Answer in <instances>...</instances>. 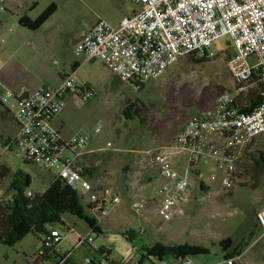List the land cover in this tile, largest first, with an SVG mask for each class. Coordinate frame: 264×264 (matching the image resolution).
I'll return each instance as SVG.
<instances>
[{
    "label": "built area",
    "instance_id": "built-area-1",
    "mask_svg": "<svg viewBox=\"0 0 264 264\" xmlns=\"http://www.w3.org/2000/svg\"><path fill=\"white\" fill-rule=\"evenodd\" d=\"M131 1L140 6L138 11L122 16L115 25L100 18L83 34L74 53L101 61L121 81L140 89L161 77L182 57L192 53L216 57L214 42L229 35L233 53L227 67L237 83V95L247 92L258 80L264 83V0ZM70 94L86 104L96 90L87 82L78 83L72 75L64 77L57 87L42 86L25 96L6 89L0 100L14 107L19 130L3 147L26 162L56 169V176L64 178L83 199L87 198L84 205L96 219V226H101L122 199L113 187L94 185L77 164L78 157L87 151L91 136L99 134L101 127L91 134L77 132L64 137L53 124ZM237 95L222 93L214 107L191 115L171 143L151 153L153 165L165 179L154 211L164 221L187 212L193 190L191 169L200 162L213 163L224 172L223 185L231 188L241 151L253 145L258 135L264 136V98L258 106L243 112L235 106ZM181 157L187 158L185 173L175 168ZM3 165L0 154V167ZM16 193L0 190V203H12ZM26 195L33 197L35 193L26 191ZM147 203L145 199H134L131 207L143 214ZM256 217L264 232V206L257 210ZM158 229L162 231L163 226ZM128 232L141 236L146 227L130 228ZM95 233L94 226L83 234L66 221L46 228L41 246L28 260L31 264H69L76 250L87 248L90 252L82 264H122L113 256L112 245L96 243ZM71 234L76 240L71 249L65 250L63 245ZM180 262L197 264L190 255L181 256ZM222 264L248 263L239 255L225 258Z\"/></svg>",
    "mask_w": 264,
    "mask_h": 264
},
{
    "label": "rangeland",
    "instance_id": "rangeland-1",
    "mask_svg": "<svg viewBox=\"0 0 264 264\" xmlns=\"http://www.w3.org/2000/svg\"><path fill=\"white\" fill-rule=\"evenodd\" d=\"M25 1L35 3L33 15L41 14L52 2L59 6L57 15L52 19V22L57 21L56 26L42 28L32 34V53L35 55L41 52L48 56L47 63L54 68L57 66L55 60H60L61 57L55 51L53 43L62 38L66 31L83 28L84 18L93 19L100 14L113 20L117 14L133 7L131 0H0V10L10 16L7 6L15 9L18 2ZM12 27L9 23L3 28L0 26V47L4 44L3 38L12 36L13 31V35L16 33V28ZM44 33L49 39L45 47L44 40L38 41ZM230 41V36L225 35L214 42L212 50L216 57L209 60L201 62L190 56L182 57L161 77L149 81L140 89L129 82L121 81L112 70L96 61L93 75L96 80L107 83V88L100 86L98 95L88 105H82L79 101L76 103V127L86 134H91L98 126L101 127L95 143L107 147L111 152L118 150L123 155L140 156L148 151L151 156V153L158 152L169 143L185 121L198 113V110L214 107L222 93L237 95V83L227 67V60L233 53ZM135 102L133 109L138 108L140 115L128 109ZM1 133L4 131L0 123ZM108 142L111 145H107ZM6 158L11 173L0 181L2 190L15 177L22 175L29 180L27 191L41 193L47 188L53 175L58 174L56 169H45L39 164L25 162L9 153ZM178 169L181 170L179 167ZM201 179L214 186L215 194L212 192L208 195L205 191L201 195L206 197L203 196L200 200L199 195L191 200L183 217L171 221L156 217L154 222H150L136 212L130 206L131 203H126L112 212L110 221L102 222V232L94 234L96 243L112 245L113 256L123 264H181L174 254L164 256L162 262L156 256L142 259L136 252L132 255L135 251L134 245L125 232L130 228L137 230L141 226L146 227V232L139 237L149 246L160 242L205 246L207 252L194 255V259L200 264H219L226 255L251 245L252 234L258 236L260 229L256 212L264 204V136L258 135L253 145L241 151L232 193L229 191L220 195L217 193V181L204 174ZM231 188L225 187L227 190ZM115 189H119V186ZM86 201L87 198L83 203ZM65 218L76 222L80 232L90 230L88 223L78 216L67 213ZM160 225L163 226L162 231L158 229ZM69 240L74 243L76 237L71 236ZM260 242L264 245V238ZM35 246L40 247L41 241L33 230L13 244L0 242V264H31L28 257ZM262 262L260 261L264 264L263 260Z\"/></svg>",
    "mask_w": 264,
    "mask_h": 264
},
{
    "label": "crops",
    "instance_id": "crops-1",
    "mask_svg": "<svg viewBox=\"0 0 264 264\" xmlns=\"http://www.w3.org/2000/svg\"><path fill=\"white\" fill-rule=\"evenodd\" d=\"M13 1L16 2V0ZM131 2L133 3V7H131V9L126 12L117 14L116 16H114L113 20H111L106 16H102L100 14L95 13L97 15L93 19H87V18L83 19V24H82L83 28L77 31L68 30L66 31V33L62 38L56 39L53 44L55 46V51L58 52L61 59L55 60V63L57 64L55 68L51 67L47 63L46 58L48 56L42 55L41 52H38L34 55L31 51V48L34 44L32 40V36H33L32 34L35 33L33 32H37L42 28L46 29L52 26H56L55 24L57 21L52 22V19L57 15L59 11V6H58V10L37 30H31L29 28L22 26L19 23V18L23 14L29 15L33 19L37 18L40 15V14L39 15L32 14L33 11L35 10V3L33 2L31 3L28 1L21 3L18 2L17 8L15 9H13V7L7 6L6 9L10 13V16H6L5 12L3 10H0V14H1L0 26L3 28V26H7V24L9 23L13 25L12 29L16 28L15 29L16 33L14 35H13L14 33L13 31L12 36H9L8 38L6 37L3 38L2 41L4 42V44L1 45L0 47V65H1L0 96L6 89H12L16 93L25 96L42 86L57 87L62 82V79L64 77L68 75H72L78 83L87 82L91 87H93L96 90L95 96L88 103L82 105L90 104L91 101L98 95L100 86L103 85L104 87L107 88V83H102V81L96 80V77L93 75L94 74L93 71H95L96 68L95 67L96 61L99 60L88 59L84 56L76 55L74 53L75 45L80 41L83 34L86 33L100 18H104L110 21L111 23H113V25H115L118 23L119 19L122 16L131 15L134 12L138 11L140 9V6L135 4L133 1ZM43 40L45 47L49 43V39L47 38L45 33L44 35H42L41 38L40 37L38 38V41L43 42ZM49 58H52V56L49 55ZM113 74L116 75L114 72ZM116 77L118 76L116 75ZM77 102L78 100L74 95L72 94L68 95L66 107L53 120V124L59 130V132L62 133L64 137H70L74 133L80 132L81 130L76 127L78 123V115H77L78 107L76 104ZM200 111L201 110H198V112ZM14 112L15 109L11 104H4L0 100V120H1L0 123L4 131V133L0 134V154L3 157L5 163L4 166L10 169V173H11V167L8 164V161L6 160L7 159L6 156L8 153L11 154L13 157L16 156H14L12 152L4 150L3 146L4 143L7 140L14 137L19 130V123L15 118ZM185 123L183 124V126L185 125ZM181 128L179 129V131L181 130ZM96 136L97 134L91 136L87 151L77 159V164L80 167L84 168L85 170V174H84L85 178L89 179L94 185L100 184L103 186L113 187L115 192L119 194L122 199L121 203L116 208L123 206L126 203L130 205L131 201L134 199L147 200L148 202L147 209H145V211H143V214L141 215L146 220L150 222H154V219L158 217L154 213L156 208L155 201L161 198L159 189L160 186L164 183L165 179L161 176L159 170L153 165L151 161L150 153H148L147 151L146 153H148V155L145 153L144 155H140V156H135V155L130 156V155H123L118 150L111 152L107 149V147L95 143ZM173 139L169 143H171ZM109 143L111 142H108L107 145ZM187 165H188L187 158L181 157L178 160V162L175 164V168L178 169L179 167L181 170L179 169L178 170L181 173H185L187 172ZM102 172H104V175H101ZM136 172H138L139 174L137 175ZM202 174L207 175L211 178V180H215V182L216 181L218 182L217 193H220V195L225 192L228 193L229 191H231V193L233 192L234 185L230 190L225 189V186L223 185L224 172L222 169L217 168L216 165L213 163L206 164L204 162H200L195 168L191 169L189 173V178L193 184V190L191 193L192 201L197 196L203 194L205 191H207L208 195H210L212 192L215 194L214 186L208 181L205 182L201 179ZM55 176L56 174L53 175V178L50 180V183L54 180ZM3 179L4 178H0V181H2ZM236 180L238 181V178H236ZM11 183L12 182H10L8 186H6L5 190H3L4 192L7 193L13 190L17 192L16 189L11 187ZM116 186L117 187L119 186V189L116 190L115 189ZM44 191L45 190H43V192ZM203 196L206 197V195H201L199 199L201 200ZM81 199L83 202L85 198L83 199L81 197ZM262 206H264V204L259 206L258 209H260ZM65 215L62 216V219L59 223L61 222L64 223V221H66L67 223L72 224L76 227V222L68 221L65 218ZM184 215L176 217L175 219L181 218ZM110 220L111 218L105 220L104 222ZM59 223L48 225L46 228L59 225ZM257 224L260 227L259 235L255 237V234H252L253 242L251 243V245L246 246L242 250L241 249L238 250L237 251L238 254L234 255V256L240 255L241 260L248 264H261L260 261L261 262L262 260L264 261V245L261 242L259 243V240L264 238V232L258 220H257ZM88 225L90 228L91 226L89 223ZM87 232L88 231L80 232V233L85 234ZM35 233L39 237L40 241H42V236L44 232H35ZM125 234L128 240L133 242L134 247H136L135 252L137 254H140L142 256L143 253H146L145 248L149 247L147 243H145L139 236H135L134 234H132L133 239L129 238L128 230L125 232ZM71 236H74V238L76 237L74 234ZM73 241L68 239L64 243L63 248L65 250L71 249V247L73 246ZM66 243H68L69 245H66ZM163 244L171 245L168 243H163ZM171 246H186V244L171 245ZM187 246L192 247V249L194 247L200 248L202 250L200 253L207 252L205 246L202 245L187 244ZM37 248L39 247L35 246L33 251ZM89 252L90 250L87 248H81L76 250L71 256L69 260V264H82L84 256L87 255ZM200 253H191L187 255H190L191 257L194 258V255ZM175 256L177 259L180 260L181 256H177V255ZM227 257H231V256L226 255L225 258ZM161 259H163V257H161ZM221 261L219 262V264L223 263V261L222 262ZM195 262L197 264H200L196 260ZM141 263L142 262H139L138 264ZM208 264H213V263H208Z\"/></svg>",
    "mask_w": 264,
    "mask_h": 264
},
{
    "label": "trees",
    "instance_id": "trees-1",
    "mask_svg": "<svg viewBox=\"0 0 264 264\" xmlns=\"http://www.w3.org/2000/svg\"><path fill=\"white\" fill-rule=\"evenodd\" d=\"M58 4L52 2L43 12L35 19L27 14L19 18V23L31 30L39 29L56 11ZM196 58L197 61H206L211 58L200 56L197 53L188 55ZM264 83L257 81V84L250 87L245 93L236 96L235 106L243 112H248L258 106L264 98ZM136 102L128 106L129 110H134L139 114V109H133ZM140 115V114H139ZM10 169L4 165L0 167V178L9 175ZM29 180L22 175L15 177L11 187L17 190L12 203H0V242L13 244L28 231L44 232L46 227L51 224H57L61 221L62 216L67 213L76 215L86 220L90 226H94L98 233L102 232L100 225L96 226V219L89 213L82 202L78 192L70 186L67 181L55 176L54 180L42 193H36L33 197L26 195V187ZM129 238L133 239L132 233L128 232ZM146 253L142 254V259L150 256L164 257L174 254L184 256L191 253H200V248L190 246H171L163 243H156L155 246L146 247ZM195 250V251H192ZM238 254L237 250L230 256ZM147 255V256H146ZM229 256V255H227Z\"/></svg>",
    "mask_w": 264,
    "mask_h": 264
}]
</instances>
